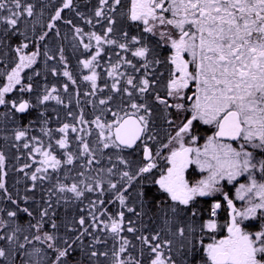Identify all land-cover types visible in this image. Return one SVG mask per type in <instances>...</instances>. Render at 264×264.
Segmentation results:
<instances>
[{"label": "snow or ice", "instance_id": "1", "mask_svg": "<svg viewBox=\"0 0 264 264\" xmlns=\"http://www.w3.org/2000/svg\"><path fill=\"white\" fill-rule=\"evenodd\" d=\"M0 264H264V0H0Z\"/></svg>", "mask_w": 264, "mask_h": 264}, {"label": "trees", "instance_id": "2", "mask_svg": "<svg viewBox=\"0 0 264 264\" xmlns=\"http://www.w3.org/2000/svg\"><path fill=\"white\" fill-rule=\"evenodd\" d=\"M54 2L56 4H59L60 3V0H54ZM95 2V0H93V3ZM51 10H46V13H45V18L47 17L48 13L50 12ZM68 16L71 17L72 14L71 13H68ZM62 31H68V29L65 27V26H62ZM69 35H71L69 33ZM70 91H71V88H70ZM82 91H83V88H82ZM53 107H55L57 109V111L60 113V115L63 117V114H64V110L60 107V106H57V105H53ZM12 163H16L15 161H13ZM21 174H18L14 171V169L12 168L11 164L9 165V182L10 184L11 183H14L15 182V179L18 178ZM19 187H21L22 189V185H20Z\"/></svg>", "mask_w": 264, "mask_h": 264}]
</instances>
